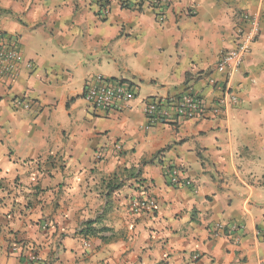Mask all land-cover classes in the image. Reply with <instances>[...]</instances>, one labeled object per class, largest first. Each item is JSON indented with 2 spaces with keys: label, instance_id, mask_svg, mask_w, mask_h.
<instances>
[{
  "label": "crops",
  "instance_id": "crops-1",
  "mask_svg": "<svg viewBox=\"0 0 264 264\" xmlns=\"http://www.w3.org/2000/svg\"><path fill=\"white\" fill-rule=\"evenodd\" d=\"M246 12L259 34L220 72ZM0 34L23 55L0 76V264H264V0H0ZM95 75L134 99L91 106ZM190 89L198 118L148 127L147 99Z\"/></svg>",
  "mask_w": 264,
  "mask_h": 264
},
{
  "label": "built area",
  "instance_id": "built-area-1",
  "mask_svg": "<svg viewBox=\"0 0 264 264\" xmlns=\"http://www.w3.org/2000/svg\"><path fill=\"white\" fill-rule=\"evenodd\" d=\"M155 7L159 2H153ZM107 9L103 14H107ZM247 28L240 30V41L234 49L222 53L216 69L220 72L228 71L232 75L237 71L244 61L246 55L251 52V46L256 40L260 31V16L255 13L246 12L243 15ZM23 61V55L19 49V41L16 37H1L0 34V76H13L17 72V66ZM31 69L30 61L25 63ZM135 97L134 88L126 82L95 75L87 79L84 88V98L93 107L101 110L114 109L121 100L130 101ZM237 95L231 89L226 88L222 96L215 100L211 107L215 115L223 113L229 103H237ZM19 106L29 107L30 104L24 100L18 101ZM205 108L203 97L193 89L187 90L180 95L170 96L165 99L149 98L145 103V114L148 127L158 121L173 119H195L198 118ZM100 158V156H99ZM170 182L173 185L191 186L190 179L182 178L176 167L169 169ZM131 208L134 211H153L157 207L156 199L147 196H140L131 201ZM242 234L234 237L235 242L240 241Z\"/></svg>",
  "mask_w": 264,
  "mask_h": 264
},
{
  "label": "trees",
  "instance_id": "trees-1",
  "mask_svg": "<svg viewBox=\"0 0 264 264\" xmlns=\"http://www.w3.org/2000/svg\"><path fill=\"white\" fill-rule=\"evenodd\" d=\"M113 79V78H112ZM122 82H125V81H122Z\"/></svg>",
  "mask_w": 264,
  "mask_h": 264
}]
</instances>
